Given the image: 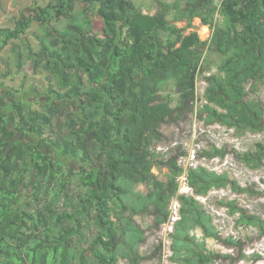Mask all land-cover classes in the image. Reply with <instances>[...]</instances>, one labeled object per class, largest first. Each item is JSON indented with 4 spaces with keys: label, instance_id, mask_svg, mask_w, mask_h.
Here are the masks:
<instances>
[{
    "label": "trees",
    "instance_id": "16d2710c",
    "mask_svg": "<svg viewBox=\"0 0 264 264\" xmlns=\"http://www.w3.org/2000/svg\"><path fill=\"white\" fill-rule=\"evenodd\" d=\"M196 18L210 28L209 39L185 34ZM34 23L33 48L25 37ZM8 45L16 71L29 64L48 85L46 101L34 108L0 81L11 99L6 110L0 105V264H141L159 255L160 245L151 256L140 248L147 231L167 218L183 152L164 161L153 146L164 137V125L193 112L199 78L206 84L199 113L205 125L219 124L237 136L264 133V101L256 91L264 79V0H156L152 12L134 0H48L0 29V52ZM211 54L220 57L214 72ZM165 90L176 98L173 107L163 103L170 101ZM18 133L42 139L50 151L25 144ZM226 154L210 145L200 156ZM234 155L262 167L264 138L254 150ZM67 159L78 163L76 170ZM159 164L167 168L165 181L152 173ZM189 180L196 196L225 188L252 194L226 173L203 167L190 170ZM139 184L145 194L136 190ZM180 201L171 261L229 258L207 249V239L220 238L198 200ZM221 204L237 227L264 236L263 219L234 201ZM222 242L242 252L239 239Z\"/></svg>",
    "mask_w": 264,
    "mask_h": 264
},
{
    "label": "rangeland",
    "instance_id": "374dc122",
    "mask_svg": "<svg viewBox=\"0 0 264 264\" xmlns=\"http://www.w3.org/2000/svg\"><path fill=\"white\" fill-rule=\"evenodd\" d=\"M48 0H0V29L13 27L14 20L22 12L30 13L36 6H43ZM136 4L144 9L145 12H152L155 8L156 0H134ZM100 16L96 13L95 26L98 32L101 31ZM217 19H220L217 17ZM176 26L184 28V22H177ZM203 27L207 28V33L202 34ZM37 25L34 23L30 28V33L25 39L30 41L32 47L36 41L31 32H36ZM195 31L200 39L210 38L211 30L208 26L202 25L199 19H194L191 28H187L185 34ZM27 42V41H26ZM13 53L10 45L5 46L0 52V81L4 82L5 88L18 91L16 94L32 103L34 108H39L40 103L46 101L43 90L47 88L48 82L42 72H34L29 64H26L21 70L16 71L14 66ZM210 63L211 72H214L220 61L218 55H207ZM10 73L5 79L4 73ZM84 86L87 84L83 79ZM206 84L202 78H199L196 86V100L193 112L187 119L180 120L177 123L164 125L162 132L164 137L153 146L156 155L166 161L171 155L183 152L178 159L187 160L191 154H195L196 164L218 174L226 173L228 177L235 181L241 188L249 189L252 194L233 193L229 188L212 190L206 196H200L198 202L203 206L206 212L213 218V223L218 230L220 240L207 239V249L211 252L221 255H229V258L217 260L215 264H264V236L258 233L257 228L240 226L234 223L236 216L228 213L226 206L221 202L234 201L236 205L242 208L247 215L259 217L264 220V163L260 168H253L237 159L234 153H245L255 149V144L264 138V133L256 134L246 132L240 136L234 134L233 129H227L219 124L205 125L200 119L201 96ZM258 97L264 101V79L256 83ZM170 94L169 100L164 101L169 107L175 105V96L171 90H165ZM10 98L0 90V105L6 110ZM17 138L25 142H33L39 148L49 152L50 149L44 144L42 139L27 137L23 134H17ZM210 145L218 148H226L227 154L223 159L214 158V160L200 156L203 150ZM72 170L77 169L78 163L72 160H66ZM154 171V172H153ZM152 173L163 181L168 174L167 168L159 164L152 169ZM78 188V187H76ZM138 190L147 192L145 185H137ZM158 230H150L146 233V241L141 245L140 252L143 255L151 256L154 247L157 245ZM198 231L197 234H199ZM226 237H233L241 241L242 252L237 248H231L222 241ZM244 255V257L241 256ZM159 255L151 256L150 259L141 264H156L159 262ZM119 264H127L121 261ZM172 264H176L173 263Z\"/></svg>",
    "mask_w": 264,
    "mask_h": 264
},
{
    "label": "built area",
    "instance_id": "2783aa9c",
    "mask_svg": "<svg viewBox=\"0 0 264 264\" xmlns=\"http://www.w3.org/2000/svg\"><path fill=\"white\" fill-rule=\"evenodd\" d=\"M204 92V91H203ZM197 102V101H196ZM201 108L206 103L201 96ZM200 108V109H201ZM180 158V157H179ZM217 159V158H216ZM212 160L215 161L213 158ZM177 165L180 168V172L176 178L177 191L176 194L169 200L167 207V218L164 223L158 229L157 245H160L159 262L156 264H172L171 256V244L175 233V226L181 220V197H193L199 200L200 196H196L194 187L190 184L189 171L198 168L196 164L195 154H191L187 160L177 159ZM197 237H201V233L197 234Z\"/></svg>",
    "mask_w": 264,
    "mask_h": 264
},
{
    "label": "bare ground",
    "instance_id": "6f19581e",
    "mask_svg": "<svg viewBox=\"0 0 264 264\" xmlns=\"http://www.w3.org/2000/svg\"><path fill=\"white\" fill-rule=\"evenodd\" d=\"M202 34L205 35L207 33V28L206 27H203L202 30H201Z\"/></svg>",
    "mask_w": 264,
    "mask_h": 264
},
{
    "label": "crops",
    "instance_id": "0c3cea01",
    "mask_svg": "<svg viewBox=\"0 0 264 264\" xmlns=\"http://www.w3.org/2000/svg\"><path fill=\"white\" fill-rule=\"evenodd\" d=\"M154 172V171H153ZM138 192L142 193V194H145L142 190H138L136 189ZM199 230H196V233H198Z\"/></svg>",
    "mask_w": 264,
    "mask_h": 264
}]
</instances>
